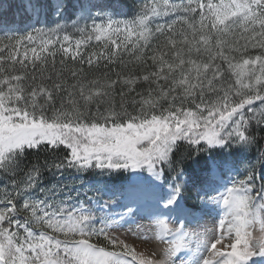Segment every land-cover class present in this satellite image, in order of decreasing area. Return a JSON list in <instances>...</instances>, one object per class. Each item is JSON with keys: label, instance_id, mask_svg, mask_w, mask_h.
I'll return each mask as SVG.
<instances>
[{"label": "snow or ice", "instance_id": "1", "mask_svg": "<svg viewBox=\"0 0 264 264\" xmlns=\"http://www.w3.org/2000/svg\"><path fill=\"white\" fill-rule=\"evenodd\" d=\"M0 264H264V0H0Z\"/></svg>", "mask_w": 264, "mask_h": 264}, {"label": "trees", "instance_id": "2", "mask_svg": "<svg viewBox=\"0 0 264 264\" xmlns=\"http://www.w3.org/2000/svg\"><path fill=\"white\" fill-rule=\"evenodd\" d=\"M8 2H10V0H5V3H8ZM15 12H16V8H15V5H13L11 11L8 13V16L10 19L15 17Z\"/></svg>", "mask_w": 264, "mask_h": 264}]
</instances>
